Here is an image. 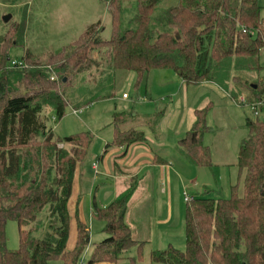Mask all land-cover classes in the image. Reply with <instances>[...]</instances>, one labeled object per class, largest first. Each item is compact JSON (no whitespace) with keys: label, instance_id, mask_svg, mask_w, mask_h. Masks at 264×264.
<instances>
[{"label":"trees","instance_id":"16d2710c","mask_svg":"<svg viewBox=\"0 0 264 264\" xmlns=\"http://www.w3.org/2000/svg\"><path fill=\"white\" fill-rule=\"evenodd\" d=\"M121 1L127 2L126 8ZM107 7V38L100 37L103 27L97 22L51 58L60 63L52 70L57 83L46 68L10 66L8 49L22 44L4 39L6 47L0 48V264L57 260L80 264L89 243L87 226L77 221L75 247L66 250L73 175L88 156L92 135L80 131L55 138L51 118L60 120L67 106L80 109L113 97L116 72L118 78L135 75L137 84L151 70L167 69L190 87L216 84V79L224 82L230 74L239 79L241 71L259 68L264 18L258 0H109ZM129 11L130 16L123 19ZM96 46L106 49L101 63L90 56ZM30 58L26 51L22 62L26 64ZM92 66L101 68V75L108 73L107 79L96 85L97 91L90 90L89 97L78 104L64 99L63 87L70 77ZM253 85L247 84L248 104L264 101V79L255 88ZM229 96L242 106L237 94ZM209 108L195 110L194 124L178 144L180 153L196 166L211 164L209 148L203 144V135L210 130L205 122ZM129 116H113L115 145L126 147L143 141L139 130L120 127L127 125ZM244 127L247 135L239 146L237 180L230 186L229 196H194L184 202V248L155 250L150 254L153 262L264 264V119L251 113L246 115ZM133 190L130 186L104 208L93 203L107 237L93 249L86 264L116 262L134 246L125 222ZM9 220L18 228L16 250L6 246Z\"/></svg>","mask_w":264,"mask_h":264},{"label":"rangeland","instance_id":"374dc122","mask_svg":"<svg viewBox=\"0 0 264 264\" xmlns=\"http://www.w3.org/2000/svg\"><path fill=\"white\" fill-rule=\"evenodd\" d=\"M131 1L133 0H130V2ZM108 2L109 0H0V48L3 50L6 47L5 43L3 42L4 39H6L8 42L15 40L19 44H22V46H12L8 49L7 53L9 55V61L22 62V58L27 51L31 55V58L26 61L27 66H40V69L46 68L52 73L54 67L60 63H57L58 59L51 58L56 56L54 54L60 51L63 47L69 46V44L77 37L78 33L86 30V28L97 22H100L101 26L103 27L100 37H108L110 29V16L107 7ZM121 2L126 8L127 2ZM259 2L264 3V0H260ZM5 14L11 15V18L7 23L2 21V16ZM130 14V11L125 13V15H123V19H127ZM260 15L264 17V7L262 8ZM69 50L70 52L76 51L75 48H69ZM105 51L106 49L103 47L99 48V46H96L91 51L92 53L90 56L92 60H96L97 62L101 63L100 60L102 54H104ZM98 52H100V54ZM262 58H264V55ZM86 64H88V62ZM101 72V68H95L92 66L81 73L73 74L74 76L70 77L69 83L65 86L63 85L64 87L62 86L64 88V99L71 101L72 104L73 102L78 104L85 101V99L89 97V91H97L96 85L98 86L99 82L105 81L107 79L108 73L101 75ZM241 72V77L239 79H233L232 77H229L228 79H225L224 82H218L216 79L217 82L215 85L218 83L222 86V89L227 88L230 94L234 93L239 95L241 94L239 93L241 91H244V94H250L247 84H259L264 79V68L259 70V73L258 69L249 71L247 73L244 71ZM117 74L118 72H116L117 79L115 80V86L117 90L114 91V93L116 92V97L95 101L89 105L75 110H73L70 106H67L64 110V116L60 120H54V118H51L52 122L50 121L55 138L61 139L65 136L78 133L79 131H89L92 135V145L88 152V156L82 163L77 165L74 171L71 194L67 202V210L69 214V230L66 242L67 250L73 248L74 246L75 221L77 220L84 222L88 226L89 241H98L106 237L105 232L102 231L104 228V223L99 219L91 218L90 210L92 207V195L95 197V204L99 205L100 203H103L100 202L103 191L105 189H109L113 185L111 175L113 163L114 161L118 163L121 158V153L116 147H112L103 152L105 143L109 142L111 139V128L108 126L111 120L110 113H112V111H121V109L124 108L126 110L131 108L134 113H153V108L155 106L156 111L158 112L162 110L165 111L166 107L168 110L167 112L170 111V108L174 109V101L168 96H163V100L158 99L157 101H153L155 102L154 107L153 105H147V99H144V97L142 98L144 87L140 89L141 91H138L135 89V81H132L128 85V79H126L124 76L118 78ZM49 77L50 79L52 77L51 80L56 81V77L53 73ZM174 82H179L178 79H176V76H174ZM103 83L105 84V82ZM197 86L198 87H192L195 91V94L201 97H209V99L213 102V107L211 108L212 110L208 112L209 114L207 113V119H209V123L213 122L217 127H221L223 126L222 124L225 123L228 118H230V120L233 119L234 122L236 121L235 124L237 125L239 120L238 117L241 116L239 114H244L243 109L238 106L239 110L236 108L235 110L237 111L234 113L233 111H230V117L224 116L219 110V105L221 104V101L224 100L222 97H225L220 95L221 91L219 92L218 88L215 89V91L219 93L218 95V93L216 94V92H213L212 90H205L203 86ZM233 86L236 89H233ZM59 88L61 89V87ZM122 92L126 94V98L128 96L127 100H125L126 98L123 100L120 99ZM182 93L183 91L180 89V92L176 95V98L181 100ZM93 94H95V92H93ZM191 98L194 99L191 100ZM196 98L197 97L188 94V100L190 102H194ZM146 105L149 109L146 108ZM245 112L247 115L251 116L248 108H246ZM258 117L259 119L264 117V112L260 113ZM125 120H128L126 122V124L129 125L128 127L132 128H135L138 123V121L135 119L125 118ZM120 127L122 129L128 128L123 126V124H121ZM224 127H226V130L222 127L218 128L213 137H208L211 138V140L206 139V142L208 144L210 143L209 146L214 154H217L216 150L218 151L219 149L224 151L219 154L220 158H218L216 167L211 169L215 175L216 173L218 174V187H210L207 193L203 194L204 197L214 199L227 197V194L224 193V191H226V183L229 179L228 168H226V166L228 167L229 163L227 162L229 160L232 161L231 157L233 156V151L236 149V147H238V144L234 142L237 139L234 130L235 128H233V126L226 125ZM183 131L184 130H180V132H176L177 134L175 131H173V135H171L173 138L170 139V136L167 139L168 142L171 143V146L168 145L165 147L167 148L165 149V152L170 156V159H175L180 156L176 149L177 143L175 139L176 137L181 138L184 133ZM218 131H221L222 133H219ZM223 134H227L228 137L224 136ZM103 137H106L104 138L105 140H102ZM61 146L62 144L57 145L58 148H61ZM65 149L69 151L71 150V147L65 146ZM164 155L166 154L164 153ZM93 163H95L98 167V173L92 168ZM175 164L178 165V170L176 171L183 177L182 179H184V181H186L188 178L186 176L196 173L197 171L195 170H199L202 173V177H204L205 181L211 183L212 178L211 175L209 176V168L191 167V165L188 168L184 166L181 167L178 162H175ZM96 166L94 168H96ZM223 166L225 168H221ZM196 176H198L199 181L201 175L196 173ZM193 188V183H190L189 186L184 188V191L189 196V194L196 193V188ZM219 188H222L223 190H219ZM173 198L174 200L171 202L170 220L172 225L175 227L178 221L180 222L181 216L179 217L177 214L178 212L176 213L178 205L177 197L174 195ZM111 201H109L108 204ZM152 222L153 224L156 223L154 218L152 219ZM41 230L42 228H39L37 234L40 233ZM138 235V237L142 239L145 238L147 234L146 232L142 231L141 234ZM5 236L7 248L10 250H16L18 248V228L14 221L9 220L6 222ZM155 240H157V237ZM168 243H171L174 246L178 245L177 248L182 249L183 246H181V244L184 243V239L177 237L172 240L166 239V241L160 243V249L166 248ZM152 245L153 244L147 242L142 244V248L137 247V249L135 246H131V248H129L128 252L126 253L125 258H123L124 262L121 261V263L118 262L117 264H129L131 261L130 257H133L135 264H163L155 263L149 258L150 251L154 249ZM88 249H90L89 246L86 248L85 253L80 258L82 264L87 263V257L90 252ZM48 264H62V262L58 260L49 261Z\"/></svg>","mask_w":264,"mask_h":264},{"label":"crops","instance_id":"0c3cea01","mask_svg":"<svg viewBox=\"0 0 264 264\" xmlns=\"http://www.w3.org/2000/svg\"><path fill=\"white\" fill-rule=\"evenodd\" d=\"M259 1L260 0H258V4H260L261 10H262V8L264 7V3L262 2L260 3ZM261 10H260V13H261ZM84 31L85 30L78 33L74 41ZM263 50H264V46L260 49V52L258 53V66L260 65V68H258V73H259V70H262L264 68V58H262V56L264 55ZM244 72L247 73V71H244ZM174 76H176V74L171 70L154 69V70H151L142 79L141 82L137 84L135 83V89L138 91H141L140 89L144 87L142 98L144 97V99L145 98L147 99L146 100L148 103L147 105H153L154 107L155 102L153 101H157L158 99L163 100L162 98L163 96L164 97L168 96L170 99H172L174 101L173 103L174 109L170 108L169 112H167L168 111L167 107L165 111L162 110L158 112L156 111V106H155L153 108V113H138L136 111H135L136 113H134L131 108H129L128 110L124 108V109H121V111H112V113H110L111 120L108 126L111 128V133H110L111 139L109 142L105 143L103 152L107 151L108 149L112 147H116L118 151H120L121 153V158L118 163H116L115 161L113 163V167L111 169L113 185L109 189H105L103 191V194L100 200V202H103V203H100L99 205L95 204L97 207L104 208L107 205H109L114 199H116L119 195L124 193L130 186H133L134 190L132 194L130 195V198L128 199L127 206H126L125 222L130 228L132 239L135 241L134 246L136 249L137 247L142 248V244H145L147 242L153 244L152 246L154 249L150 251L149 258H150L151 252L155 250H165L169 247L179 249L177 248L178 245L174 246L171 243H168V246L164 249H160L159 246H161L160 243L166 241V239L172 240L175 237L184 239L183 223H184L185 203H184L183 196H182L183 192H185L184 188L186 186H189L190 183H193L194 188H196L195 189L196 193L189 194L191 198V197L199 196V195L203 196V194L207 193L210 187H214V188L218 187V182H217L218 174L216 173L215 175V173H213L211 169H214V167H216L218 158H220L219 154L222 153L224 150L223 151L220 149L218 151L216 150L217 154H214V152L211 150L209 146L210 143L208 144L206 142V139L211 140V138H208V137H211V136L213 137L215 135V132H217L218 128L222 127L225 129L226 128L224 127L225 125L233 126V128H235L234 130H235L237 139L234 142L238 144L237 145L238 147H236V149H234L233 151V156L231 157L232 161L229 160L227 162L229 163V165L228 167L226 166V168H228L229 179H228V182L226 183V188H225L226 191H224V193H226L227 194L226 196L228 197L229 192H230V186L233 185L237 180V157H238L239 146L243 138H245L247 135V131L244 127L245 117L247 115L245 110L247 107L245 108L244 106H240L237 103H235L234 100L231 99V97L229 96L230 93L227 90V88L222 89L221 88L222 86L221 85L218 86V83L217 85H215L214 83L212 84L211 82H205V83L200 84L199 86H203L205 90H208V89L212 90L213 92H216V94L218 92L215 91V89L218 88L219 92L221 91L220 95H223L226 97V98L222 97V99L224 100H222L221 104L219 105V110L224 116L230 117L231 115L230 111H233L234 113L235 111L239 110V107L243 109L244 114H239L241 116L238 117L239 120L237 122V125L235 124L236 121L234 122L233 119L230 120V118H228L229 121L227 120L225 123L222 124L223 126L221 127L220 126L217 127L216 125H214L213 122L209 123V119H207V115H206L205 122H206L207 127L210 128V130L209 132L203 135V144L209 148L211 164L210 166H196V165L191 164L186 159V157H184L180 153V149L178 145L179 141L186 136L187 132L190 130V128L194 124L195 110L202 109L205 106L210 105V108L208 110V112H210L212 110L211 108L213 107V102L212 100L209 99V97H205V96L201 97V96L196 95L194 89L192 88L193 86H190V87L186 86L177 76H176V79H178L179 82H174ZM125 77L126 79H128V85L132 81H135V75L131 73L127 74ZM229 77L233 78V74L232 75L230 74ZM180 89H182L183 91L181 100L179 98H176V95L179 94ZM233 89H236V88H234L233 86ZM239 93H241L239 95H246L244 94V91H241ZM122 94L124 93L122 92L121 96ZM188 94H191L192 96L197 97L196 100H194V102L193 101L190 102L188 100ZM115 95H116V92L111 98L116 97ZM121 96H120V99L122 100L125 99V98H122ZM127 98L125 100H127ZM193 99L194 98H191V100ZM147 105H146V108H148ZM71 108L75 110L73 107ZM236 108L237 110H235ZM115 114H127V115L130 114L129 116L130 119L137 120L138 123L134 129L139 130L143 134V137H144L143 141L132 143L126 147L123 145H117V144L115 145L114 144L115 131L112 125L113 116ZM261 119H264V117H262ZM128 126L129 125H126L125 127H128ZM180 130H184L182 137L181 138L176 137L175 139L177 143L176 149H177L178 154L180 155L179 156L180 158L178 157L175 159H172V158L170 159V156L165 152V149H167L165 147H167L168 145L171 146V143H169L167 139L171 135H173L172 133L173 131H175V133L176 132L178 133L180 132ZM218 132L222 133L221 131H218ZM223 135L228 137L227 134H223ZM229 136H230V133H229ZM104 138L106 137H103L102 140H105ZM172 138L173 136L170 137V139ZM224 144H227V143H224ZM164 153L166 155H164ZM175 162H178L181 165V167L184 166V167L189 168L191 165V167L209 168L210 169L209 176L211 175V178H212L211 183H209L208 181H205L204 177H202V173L199 170H195L197 171L196 172L197 174L201 175L199 181H198V176H196V173L189 174L188 176H186L188 177L186 181H184V179H182L183 177L179 175V173L176 171L178 170V165L175 164ZM92 168L98 173L97 166L96 168H94L92 164ZM221 168H225V167L223 166ZM232 170H233V174H232ZM172 180H173V184H172ZM219 190H223V189L219 188ZM174 195L175 197H177V201H178L176 213L178 212L177 214L179 215V217L181 216L180 222L178 221L175 227L172 225V222L170 220L171 219V211H170L171 202L174 200L173 198ZM227 197H224V198H227ZM94 198L95 197L92 195V198H91L92 207L90 210V217L98 219L93 209V203H95ZM109 201L111 202L108 204ZM153 218L156 221L155 224H153L152 222ZM77 221L75 222L77 223ZM80 222L86 225L84 222L82 221ZM76 223H75V243H74L73 248L75 247L76 238H77ZM142 231L146 232L147 235L145 238L141 237L142 239H140L138 237L139 236L138 234H141ZM88 232H89V229H88ZM106 237H107V234H106ZM156 237H157V240H155ZM105 238H102L98 241L97 240L89 241L88 245L86 246V248L88 246L90 248L88 249L90 250V252L88 254L87 260L89 259V256L91 255L93 249L100 242H102ZM181 246H183L184 248V243L181 244ZM73 248L69 249L68 251L72 250ZM85 250L83 254L85 253ZM127 252L128 250L122 253L116 262L104 261V262H96L93 264H117L118 262L121 263V261L124 262L123 258H125ZM130 260L131 261L129 262V264H135L133 257H130Z\"/></svg>","mask_w":264,"mask_h":264},{"label":"built area","instance_id":"2783aa9c","mask_svg":"<svg viewBox=\"0 0 264 264\" xmlns=\"http://www.w3.org/2000/svg\"><path fill=\"white\" fill-rule=\"evenodd\" d=\"M11 67H17V68H25L26 64L24 62H10ZM52 79V77H51ZM122 98H126V94H122ZM238 103H240L242 106L248 107L250 112L253 116H259L260 113L264 111V101L258 102L256 104H248L245 95H239L237 98ZM59 145V144H58ZM95 163H93V166L95 167ZM184 202L189 201L191 198L188 196L185 192L182 194ZM80 264H82L80 262Z\"/></svg>","mask_w":264,"mask_h":264},{"label":"water","instance_id":"95a60500","mask_svg":"<svg viewBox=\"0 0 264 264\" xmlns=\"http://www.w3.org/2000/svg\"><path fill=\"white\" fill-rule=\"evenodd\" d=\"M10 18H11V15L10 14H5V15L2 16V21L4 23H7ZM253 87L255 88V85H253Z\"/></svg>","mask_w":264,"mask_h":264}]
</instances>
